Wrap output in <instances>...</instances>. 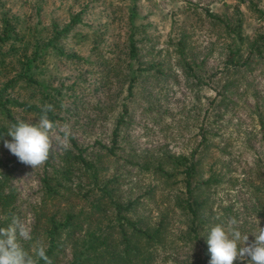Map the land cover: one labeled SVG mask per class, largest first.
<instances>
[{
  "label": "rangeland",
  "instance_id": "rangeland-1",
  "mask_svg": "<svg viewBox=\"0 0 264 264\" xmlns=\"http://www.w3.org/2000/svg\"><path fill=\"white\" fill-rule=\"evenodd\" d=\"M252 5L264 10V0H0V16L11 18L12 35L23 37L15 43L20 62L32 49L38 53L30 72L40 84L20 81L12 94L51 104L61 117L53 134L59 139L41 167L20 163L4 143L0 146V173L5 163L10 168L0 175L1 186L15 192L12 218H19L30 233L37 223V238L27 250L43 242L47 216L86 207L74 194L66 198L65 191L88 187L89 170L81 165L75 164L61 182L60 195L45 194L43 177L69 167L75 153L71 144L68 150L59 146L65 125L72 132L69 143L73 139L82 148L98 177L113 178L121 199H136L133 217L140 225L153 227L163 219L162 242L151 248V264H208L202 235L228 217H235L241 232L254 240L257 220L264 227V53L249 66L225 73L228 39L210 16L232 23L240 18L241 31L250 40L264 32V20ZM75 13L80 21L74 29L51 43L55 40L79 60L56 54L49 44L54 29ZM130 34L136 51L132 56ZM178 40L188 71L178 61ZM148 65L153 67L146 70ZM22 68L17 64L13 71ZM13 114L28 123L38 120L19 111ZM120 116L113 146L112 130ZM111 145L113 154L107 155L103 147ZM179 156L196 162L192 181H209L200 191L204 206L196 238L187 234L188 220L175 205L184 192V166L174 161ZM156 165L174 172V182L158 176ZM67 258L68 253L63 261Z\"/></svg>",
  "mask_w": 264,
  "mask_h": 264
},
{
  "label": "trees",
  "instance_id": "trees-1",
  "mask_svg": "<svg viewBox=\"0 0 264 264\" xmlns=\"http://www.w3.org/2000/svg\"><path fill=\"white\" fill-rule=\"evenodd\" d=\"M251 10L257 14L258 18L264 20L263 9H260L257 5H252ZM210 16L220 24L228 39L223 59L225 73L234 71L241 66L247 67L254 60V57L263 55L264 32L256 34L249 40L247 35H244L241 31L240 18L232 23L214 14ZM79 18V14L75 13L67 24L58 30L54 29L49 44H51V49L56 54L80 59L74 53H65L62 46L55 43L56 39L66 36L74 29V25L80 21ZM13 31L11 18L0 16V146H2L5 139L11 140V137L6 134L10 125L23 120V117H15L14 111L35 115L38 119L41 106L44 105L34 101L19 100L15 94H12L14 89L19 86L20 81L35 87L40 84L30 72L31 66H36L34 62L38 56L37 50L34 48L31 53L25 54V60L21 63L16 54L18 47L15 43L23 40V37L21 39V35H18V33L12 35ZM82 35V33H72V36L81 37ZM52 39H55L53 43H51ZM127 42L128 54L135 55V45L131 34L128 36ZM177 42L175 49L177 50L178 61L188 71L191 67L186 59L182 42L179 40ZM17 64H20L21 68L23 67L21 72L13 71ZM152 67L153 65H148L145 69L150 70ZM133 80L134 75L128 82V93H130ZM46 95L47 93H41V97H46ZM122 110L125 111L124 105H122ZM48 116L55 124L61 120V117L55 111L49 112ZM120 121H122V116L119 117L112 130L111 140L113 146ZM70 144L75 149L71 159L72 163L68 164L69 167L61 172L53 170L52 174L43 177L45 194L47 198L60 195L59 189L64 186L61 182L68 179L75 164L76 166L81 165L85 170H89L88 187L78 192L72 189H65V191L66 198L74 194L86 207L79 208L76 211L65 210L60 214V217H56L54 213L46 217L42 240L46 245L47 255L52 264H151L153 259V249L151 248L162 242L163 219L160 218L153 227L140 225L139 219L133 217L136 199H121L120 196L118 197L119 194L116 191L114 179H100L94 163L82 156V148L77 147L73 139L70 140ZM112 145L103 147L107 151V155L113 154ZM174 161L184 166L181 171L184 188L183 197L177 196L175 205L188 220L187 234L192 233L196 238L200 228L198 220L204 206L200 191L209 181L208 178L203 181H192L196 174V162L189 161L184 156H179ZM3 168L4 170L0 173L1 177L5 176L8 169H10L6 163ZM153 171L164 180L173 181L175 176L174 172L167 171L160 165H156ZM1 184H3L2 179H0V227H7L13 219L15 192L12 189L4 190ZM262 194L264 195V189ZM36 224L34 223L33 230L30 233L31 239L20 240L26 251H29L26 247H29L37 238L34 233ZM67 253L68 258L63 261ZM39 264H44V261L40 260Z\"/></svg>",
  "mask_w": 264,
  "mask_h": 264
},
{
  "label": "clouds",
  "instance_id": "clouds-1",
  "mask_svg": "<svg viewBox=\"0 0 264 264\" xmlns=\"http://www.w3.org/2000/svg\"><path fill=\"white\" fill-rule=\"evenodd\" d=\"M54 111L51 104L41 106L39 118L36 123L23 120L11 124L7 129V136L11 140H4V147L14 155L18 161L32 169L43 166L49 159L53 149L56 124L49 119L48 113ZM63 138L59 146L64 150L70 148L69 138L72 132L65 125L60 129ZM217 219H220L217 217ZM251 233L254 240L249 241V233H242L240 222L235 217H228L220 223L211 225L206 234V244L210 259L208 264H234L236 261L245 264H264V227H258ZM30 240V230L14 217L7 227H0V264H52L47 255L46 245L36 241L31 252L26 251L20 240Z\"/></svg>",
  "mask_w": 264,
  "mask_h": 264
}]
</instances>
